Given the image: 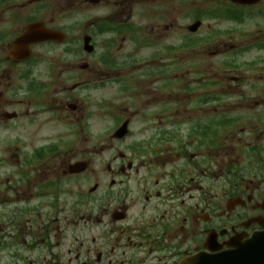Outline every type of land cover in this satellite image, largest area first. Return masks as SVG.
Returning a JSON list of instances; mask_svg holds the SVG:
<instances>
[{
	"label": "flooded vegetation",
	"instance_id": "obj_1",
	"mask_svg": "<svg viewBox=\"0 0 264 264\" xmlns=\"http://www.w3.org/2000/svg\"><path fill=\"white\" fill-rule=\"evenodd\" d=\"M252 1L234 4L237 10L232 17L263 20L264 0ZM128 3L100 0L90 4L95 16L90 23L94 53L89 80L92 88L99 80L107 83V90L117 85L138 101L140 123L133 135L141 148L136 160L140 164L137 188L129 187L132 177L124 170L120 174L125 178L113 184L135 193L139 206L117 204L113 208L114 202L124 198L108 194L103 230L98 219L66 222L57 216L34 221L35 227H21L12 220V232L25 237L26 244L23 260L18 258L14 264H180L197 251L227 250L264 230L263 29L235 31L233 44H221L216 53L228 59L235 75L213 76V83L221 89L213 92L201 78L194 90L185 92L182 99L187 106L178 108L172 92V80L177 77V17H191V11V16L187 15L191 8L178 5L185 9L178 16L175 7H170L177 5V0H137L140 16L147 14L157 20V26L145 27L140 22L136 31L128 27L113 31L111 21L129 20ZM111 4L118 10L105 15ZM9 8L12 31H0V49L4 50L0 57V109L14 86L16 65H22L29 83L33 72L34 77L42 76L47 67L44 60L17 64L6 56L10 44L13 50L14 41L25 32L18 28L21 15L16 14V0ZM42 45L47 44L30 49ZM202 67L206 74L207 66ZM219 67L224 73L225 60ZM33 94L41 105L49 95ZM60 104L63 102H54L52 109ZM178 113L188 116L190 124L178 125ZM225 116L232 120L226 123ZM0 121L10 123L4 112H0ZM167 165L171 171L166 170ZM129 210L136 212V218L126 219ZM90 222L97 229L87 231ZM66 223L76 230H66Z\"/></svg>",
	"mask_w": 264,
	"mask_h": 264
},
{
	"label": "rangeland",
	"instance_id": "obj_2",
	"mask_svg": "<svg viewBox=\"0 0 264 264\" xmlns=\"http://www.w3.org/2000/svg\"><path fill=\"white\" fill-rule=\"evenodd\" d=\"M64 4H59L58 6H53L52 9L48 12V16H47V21H50L51 19H56V22L59 24H66V23H72L76 20L82 19L83 17L85 19L88 18V11L89 9H85L82 8L79 4V0H64ZM176 2V0H174V3ZM205 4H207L205 2ZM200 4L199 2L193 3L188 5V8H196L198 7ZM172 8L175 7V11L176 14L179 16L181 12H183L185 9L180 8L176 5V3L172 6H170ZM81 11H85V13H82ZM177 25H178V29L177 31H186L188 26L193 24L192 20H180L179 17H177ZM263 23H264V19H263ZM83 27V26H82ZM218 29H223L225 31L229 30V29H238L236 25H234L231 22H226V21H221V20H202V26L201 29L199 30L198 36L200 37L201 35H203L204 33H206V31H216ZM241 29V28H240ZM243 31H251L252 29V25L251 24H247L244 28H242ZM85 28H80L78 30V32L76 33V37H82L86 31H84ZM264 30V27H263ZM226 42H228L229 40L226 38L225 39ZM231 41V40H230ZM217 44V43H215ZM212 45H214V43H212ZM214 49V47H211L210 50ZM185 52V51H182ZM180 51H178V53H182ZM44 53L46 54V58L47 59H54L55 61H57L59 59V54L60 52L58 50H52V51H44ZM192 55H188V57L186 56L188 54H178V59L180 61H186V65L184 67H180L182 69H184L182 73H179V76H184L185 75V70H188V65L189 62L188 61H192L193 59H199L202 58L200 56V54H202L201 49L198 48L195 51H191L189 52ZM208 59H211L213 61H216V57H209ZM76 60H81V58H76ZM211 60L209 62V65H211ZM212 66V65H211ZM198 68H193V71H197ZM212 69V68H211ZM87 74V73H85ZM193 77V76H192ZM191 77V79H192ZM183 93L184 90H182V84L176 86V96L178 97H183ZM128 100L124 99L123 100H119L116 102L117 107L118 106H122V104H125ZM115 113V112H114ZM12 147V151H13ZM21 150H25V149H21ZM89 155L88 153V149H84V148H80V146H75L73 151L71 153H67L65 155L66 157V161H68L69 163H73L74 158L79 157L80 155ZM13 156V155H12ZM102 158V156H100ZM100 157H91L92 162L91 164V169H95L97 172H103L104 171V167L105 165L101 162V158ZM13 163V161H12ZM9 167L4 168V169H0V177H2V175L4 173H7L9 171ZM104 178L102 179L101 185L102 187H104ZM89 187L88 186H83V189H87Z\"/></svg>",
	"mask_w": 264,
	"mask_h": 264
},
{
	"label": "water",
	"instance_id": "obj_3",
	"mask_svg": "<svg viewBox=\"0 0 264 264\" xmlns=\"http://www.w3.org/2000/svg\"><path fill=\"white\" fill-rule=\"evenodd\" d=\"M262 237L263 238L260 241H259V238H258V241L260 243H264V236H262ZM263 248H264L263 246L261 248H260V246H256L254 248L252 247L253 250L248 251L249 253H248L247 257L245 256V258L248 261H250L251 264H257L255 259L260 261L261 264H264V249ZM259 249H263V250L259 251ZM236 255H238V253H236Z\"/></svg>",
	"mask_w": 264,
	"mask_h": 264
}]
</instances>
